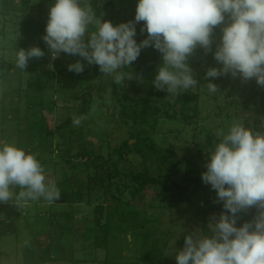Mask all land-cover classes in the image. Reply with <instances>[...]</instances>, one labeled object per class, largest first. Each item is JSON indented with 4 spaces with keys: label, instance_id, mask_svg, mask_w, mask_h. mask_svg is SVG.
I'll return each mask as SVG.
<instances>
[{
    "label": "rangeland",
    "instance_id": "obj_1",
    "mask_svg": "<svg viewBox=\"0 0 264 264\" xmlns=\"http://www.w3.org/2000/svg\"><path fill=\"white\" fill-rule=\"evenodd\" d=\"M36 2L29 11L30 17L48 20L49 11L39 10ZM97 5L101 12L96 18L101 22L111 21L116 26L134 21L132 9H136L137 2L132 8L117 0L114 3L97 0ZM47 6L45 4L44 8ZM230 22L226 14L225 21L214 29L211 51L197 47L189 58L188 62L194 64L195 73L199 75L197 85L190 88L199 95L198 117L193 116L192 124L185 126L180 118L170 120L160 115L156 130L154 128L157 132L152 137L154 143L160 147L172 144L182 163L168 170L163 162L143 161L128 148L121 151L137 170L146 169L151 176L161 174L160 182L131 193L133 185L125 186L130 181L123 174L110 181L104 173L103 185L98 184L89 163L93 156L91 140L95 137L101 142L99 161H106L109 156L110 164H118L122 171L123 165L128 163L121 162L119 153L114 150L126 139L128 144L133 143L129 137L133 125L124 120L119 123L121 103L117 97L125 91L126 103L133 105L138 96L147 97L150 89L153 88L152 94L159 90L153 83L149 84V79L146 82L139 79L123 86L116 84L115 94L98 95L96 90L100 85L111 89L112 75L103 74L98 65V70L94 71L95 64L88 63H83L86 73L70 72L68 65L75 63L78 56L66 53L55 60L58 63L55 67L50 61L46 68L31 72L27 70L31 58L27 67L21 70L16 66L20 44L3 45L0 21V75L3 74L0 78V142L14 144L35 154L45 169L46 183L55 181L60 190L59 199L52 202L41 197L17 204L15 196L21 189L13 187V200L0 202V264H177L176 255L183 250L187 235H208L204 226L208 232L212 231L210 224L218 220L221 213L203 214L201 189L183 180L187 161L195 160V166L203 168L222 140L219 133L227 134L233 123L249 122L251 125L256 121L264 133V87L259 86L255 78L243 80L239 76L232 78L230 74L206 78L209 68H222V64L214 59V53L221 42L222 29ZM144 24L141 21L135 25L134 39L139 37ZM92 31H95L93 27L88 28L89 33ZM10 38L18 43L24 40L22 33H12ZM150 47L160 60L162 54ZM162 63L163 60L159 64ZM47 67L51 68L49 77L42 73L48 70ZM157 70L147 72L146 76L155 78ZM45 80L47 83L39 95L45 100L43 107L30 108L26 103V88H37ZM208 83L216 84L219 91L210 93L206 88ZM164 92L153 96L151 105H160L169 94ZM88 96L91 97L89 102L83 103L82 98L86 100ZM71 97L80 99L73 102ZM48 100L69 104L53 109ZM81 109L83 113H79ZM40 117L44 122L39 120ZM74 117L81 118L78 126L72 123ZM43 123L45 129L40 127ZM81 140L88 142L79 148ZM205 143L208 145L206 154L204 149L200 150ZM77 148L87 152L81 159L73 157ZM67 158L75 164L66 163ZM76 177L80 181L74 182ZM173 182L185 188L178 189ZM116 188L123 191L122 200L117 199ZM168 200L173 202L170 208L163 205Z\"/></svg>",
    "mask_w": 264,
    "mask_h": 264
},
{
    "label": "clouds",
    "instance_id": "obj_2",
    "mask_svg": "<svg viewBox=\"0 0 264 264\" xmlns=\"http://www.w3.org/2000/svg\"><path fill=\"white\" fill-rule=\"evenodd\" d=\"M226 14L231 22L222 29L214 53L222 68H209L206 78L230 74L243 80L255 78L264 87V0H138L134 21L116 26L97 19L88 0H55L42 39L53 60L62 52L79 56L112 75L117 85L133 79L120 69L152 46L163 60L153 84L175 94L197 85L189 58L197 47L211 51L213 31ZM141 21L145 22L141 32L148 35L138 44L135 25ZM93 24L95 31L89 33ZM44 55L38 46L19 49L16 66L24 70L29 59ZM84 67L77 60L68 70L79 74ZM206 88L210 93L219 91L214 83ZM72 123L78 126L81 118L74 117ZM219 135L222 140L209 155L202 180L216 191L225 211L210 224V236L185 237L177 264H264V133H253L237 122L227 134L221 131ZM44 173L35 154L0 142V202L13 200V187L21 189L15 196L17 204L41 197L49 202L59 199L55 181L46 183ZM253 206L261 209L255 220L236 227V214Z\"/></svg>",
    "mask_w": 264,
    "mask_h": 264
},
{
    "label": "trees",
    "instance_id": "obj_3",
    "mask_svg": "<svg viewBox=\"0 0 264 264\" xmlns=\"http://www.w3.org/2000/svg\"><path fill=\"white\" fill-rule=\"evenodd\" d=\"M35 0H0V21L2 23L1 27V35L3 36L1 41H5V44L3 45H13L16 46L20 44V49L28 50L31 48V42L35 43L36 46H38L45 55L41 58H32L30 66L27 67V70L29 71H38L39 68H46V65L50 63V57L51 52L46 45L45 41L42 39V37L46 34L45 29L48 20L45 21L43 18L35 19L30 17L29 11L34 6L33 2ZM55 0H37L36 5L39 10L43 12L50 11V7L54 4ZM108 3H114L115 0H107ZM120 4L125 3L128 4L131 8L134 7L135 3H138V0H117ZM88 3L91 4L95 16L100 15L101 9L97 5V0H88ZM45 4H47V8H44ZM136 9H132V16L135 17ZM46 17V16H45ZM93 27L95 30L94 25H89L88 28ZM12 33H22L24 40L16 42L15 40L11 39L10 36ZM147 38V34L144 31L143 33L140 32V35L137 39V43L139 44L142 40ZM142 51V50H141ZM63 56V52L60 54V58ZM58 58V59H60ZM56 60V59H55ZM55 60H53L52 65L57 66V62L55 63ZM77 60H80L82 63H87L86 60H84L81 57H77ZM162 60L158 59V56L155 53V50H153L150 46L146 47L144 51H142L137 58L135 62H133L131 65L123 68L121 71L130 73L133 76V79L127 80L122 83V86L128 82L135 83L139 79H143L144 82H146L147 79H149V84L152 85L154 78H148L146 76L147 72L155 71L157 70L161 65L159 64ZM57 61V60H56ZM190 68L193 71V74L197 81L199 80V75L195 73V67L192 62H188ZM131 66V67H130ZM48 68V67H47ZM51 68L46 69L43 71V75L46 77L51 76ZM54 70V69H52ZM93 70L97 71L98 66L94 65ZM86 73V72H83ZM2 75H0V78H2ZM62 81V80H61ZM110 82V80L108 81ZM47 83V81H43L41 85H38L37 88L33 86H28L26 88V103L30 105V108H41L44 105V99L40 97L44 85ZM41 86V87H39ZM111 89H108L109 86L106 85H100V87L96 90L98 95H102L103 93L107 92H113L115 94L116 92V84L113 82L110 84ZM160 91V92H159ZM155 91L153 94V88L150 89V94H148L147 97L143 98L142 96H138L135 103L133 105H128L126 103L127 96L125 94V91L123 94H121L120 97H117V100L120 101V110L118 112V121L119 123L121 120H124L125 122H129L133 125L131 128L129 137L133 139L132 144H128V140H124L121 144V147L115 149L114 151L116 153H119V160L121 162H127L125 159V153H122L123 149H129L134 151L135 154L140 155V158L143 161H146L147 159H153L154 162L157 164H160L161 162L165 163L167 165V169L170 170V168H174V165H177L178 163H182V159H177V154L174 150V147L172 144L166 146V147H160L157 144L154 143L152 137L155 133H157L156 126L158 123V118L160 115L165 116V118L170 120H175L177 118H180L185 126H188L189 124H192L191 118L198 117L199 115V107L197 104V100L199 99L198 93H194L193 91L189 89L187 90H179L175 94H168L167 98H165L160 105H151L153 101L152 97L155 95H163L164 91ZM73 99V102H77L78 97H71ZM82 102L86 103L89 102L91 99L90 96L88 98L86 97V100L82 98ZM173 99V100H172ZM49 104L52 105L53 109L56 107H65L68 106L66 102H59V100H48ZM33 105V107H31ZM178 106V108L176 107ZM82 112V109L79 110V113ZM83 113V112H82ZM40 121H42V117L39 118ZM255 121V120H254ZM44 122V121H42ZM67 123V122H66ZM69 123V121H68ZM243 126L247 129H250L253 133L256 132H262V129L260 126L256 123V121L253 124H249V122H241ZM44 124V125H43ZM40 124L41 129H45V123ZM137 125H141L140 128H136ZM121 126V124H120ZM135 126V127H134ZM155 128V130H154ZM182 130H179L181 132ZM61 133V132H59ZM65 134V132H64ZM195 136V135H193ZM63 137H61L62 139ZM210 139V138H208ZM81 140L79 142V148L83 147V145L88 141ZM91 147L90 151H92L93 156L89 160V163L91 164L93 168V177L96 179V181H99V185L102 186L103 182L105 180L103 174L105 173L107 175V178L110 179V181L114 178H117L121 174H123L125 177H127L130 181V184L127 185H133V189L131 193H135L139 191L140 189H143L147 186H151L153 183L160 182V176L161 174L158 173L156 176H151L148 174V171L145 170H137L136 167H133V165L124 164L123 170L121 171L118 167V164H110V159L107 157L106 161L102 160L99 161L101 158L100 150H101V142L93 137L91 140ZM209 143V142H207ZM207 143L203 144L204 153H207L208 145ZM146 149V150H145ZM87 154V152L84 149L77 148L76 153L74 154L75 157H79L80 159L84 157ZM118 161V160H117ZM209 158L204 162L205 166L203 168H200L199 166H195L196 162L195 160H188L187 161V173L186 176L183 178L184 181L190 182L193 186L199 187L201 189V192L203 194L202 198V212L203 214L207 215L209 213H216L220 214L224 212L223 208V202L217 201V193L212 187H210V184H206L202 180V173L206 172V164L208 163ZM66 163H72L75 164L74 161H72L71 158H67L65 160ZM116 163V162H115ZM75 168V165L73 166ZM74 169H72L73 171ZM101 170V171H100ZM98 171L99 174L97 173ZM194 172L193 176H190V174ZM90 173V174H92ZM80 181L77 177L75 178L74 182ZM89 183H91V179H88ZM82 182V181H81ZM80 182V183H81ZM83 183V182H82ZM81 183V184H82ZM96 184V182H95ZM110 184L107 185V188L109 189ZM172 185L174 187H178V189L185 188L181 184H178V182H173ZM116 191L118 192L117 199L122 200L123 191L120 188H116ZM180 191V190H179ZM195 194H198L196 192ZM164 206L171 207L173 205V202L168 200L166 203L163 204ZM169 205V206H168ZM261 209H259L256 206H253L247 210H241L236 214V227H241L245 222H252L255 220V218L259 215V212ZM97 224H100L98 221V218L95 219ZM204 232L210 236L212 234V231L208 232L206 227L204 226Z\"/></svg>",
    "mask_w": 264,
    "mask_h": 264
},
{
    "label": "built area",
    "instance_id": "obj_4",
    "mask_svg": "<svg viewBox=\"0 0 264 264\" xmlns=\"http://www.w3.org/2000/svg\"><path fill=\"white\" fill-rule=\"evenodd\" d=\"M50 61L52 62V61H53V59H52V58H50Z\"/></svg>",
    "mask_w": 264,
    "mask_h": 264
}]
</instances>
